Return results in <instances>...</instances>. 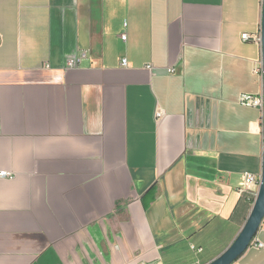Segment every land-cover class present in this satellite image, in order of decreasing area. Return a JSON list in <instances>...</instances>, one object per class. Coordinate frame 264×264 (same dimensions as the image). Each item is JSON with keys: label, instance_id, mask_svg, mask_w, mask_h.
<instances>
[{"label": "crops", "instance_id": "crops-1", "mask_svg": "<svg viewBox=\"0 0 264 264\" xmlns=\"http://www.w3.org/2000/svg\"><path fill=\"white\" fill-rule=\"evenodd\" d=\"M261 13V0H0V172L13 175L0 264L219 257L257 194L245 174L261 175L262 109L239 103L262 95L261 42L241 39ZM233 264H264V248Z\"/></svg>", "mask_w": 264, "mask_h": 264}, {"label": "water", "instance_id": "water-1", "mask_svg": "<svg viewBox=\"0 0 264 264\" xmlns=\"http://www.w3.org/2000/svg\"><path fill=\"white\" fill-rule=\"evenodd\" d=\"M262 13H261V68H262V167L260 182L257 190V194L250 211V214L245 221L243 227L238 233L235 240L231 245L215 260L208 264H233L250 246L251 242L255 238L262 220L264 218V0H261Z\"/></svg>", "mask_w": 264, "mask_h": 264}, {"label": "built area", "instance_id": "built-area-1", "mask_svg": "<svg viewBox=\"0 0 264 264\" xmlns=\"http://www.w3.org/2000/svg\"><path fill=\"white\" fill-rule=\"evenodd\" d=\"M126 39H127V35L125 33L122 34L121 40L126 41ZM241 39L243 41H249L250 39H252L254 41H260V35L257 36V35L243 34L241 36ZM87 58H88V52L87 51H81L77 55L70 56L67 59L66 68L67 69H75L78 66H80V64L84 60H86ZM121 66H123V67L128 66V60L126 58L122 59ZM45 67L48 68V65H46ZM146 69L151 71L153 68L151 65H147ZM170 72H173V70L171 69ZM253 72L256 74L258 72V70H254ZM239 103H241L242 105H245V106L260 107L262 109L263 108V97L261 95L260 97L253 98V97H250L247 95H242L239 98ZM163 115H164L163 111L158 108L157 112H156V119H160ZM12 178H13V175L11 173H9L7 171H1L0 172V179H12ZM244 182H245V185H247V186H252L254 188H258L260 178H257L256 176H254L252 174H245ZM249 247H253L255 249H263L264 245L261 243H254L252 241Z\"/></svg>", "mask_w": 264, "mask_h": 264}]
</instances>
